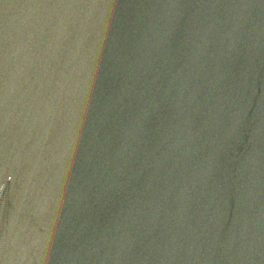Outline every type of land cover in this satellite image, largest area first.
I'll list each match as a JSON object with an SVG mask.
<instances>
[{"label":"water","instance_id":"water-1","mask_svg":"<svg viewBox=\"0 0 264 264\" xmlns=\"http://www.w3.org/2000/svg\"><path fill=\"white\" fill-rule=\"evenodd\" d=\"M0 264H264V0H0Z\"/></svg>","mask_w":264,"mask_h":264}]
</instances>
